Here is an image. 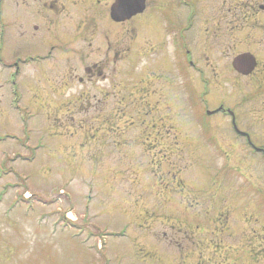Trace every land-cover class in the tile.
<instances>
[{
	"label": "rangeland",
	"instance_id": "1",
	"mask_svg": "<svg viewBox=\"0 0 264 264\" xmlns=\"http://www.w3.org/2000/svg\"><path fill=\"white\" fill-rule=\"evenodd\" d=\"M33 43L17 42L12 51L41 54L55 46ZM71 44L63 48L70 50ZM155 51L145 61H159L154 73L161 79L152 74L151 85L141 91L139 82L151 73L140 71L144 61L128 58L126 67L104 73L105 79L95 73L93 86L70 89L89 93L74 107L34 99L49 61L24 68L17 78L23 96L13 111L8 103L0 109V264H142L135 247L137 241H152L145 234L149 226H159L156 217L202 224L197 197L200 204L205 198L220 200L219 212L230 210L228 225L254 230L243 251L251 255L250 264H264L262 159L233 151V138L225 131L223 151L203 147L199 121L186 119L189 104L198 102H188L193 96L187 88L198 93L202 74L182 77L169 66L168 46ZM153 105L159 118L172 114L173 123L156 122L157 133ZM185 199L194 204L187 211ZM219 212L211 210L206 220H216ZM157 227L152 229L156 234L164 231ZM99 240L102 250L96 247ZM144 261L152 264L150 257Z\"/></svg>",
	"mask_w": 264,
	"mask_h": 264
},
{
	"label": "flooded vegetation",
	"instance_id": "2",
	"mask_svg": "<svg viewBox=\"0 0 264 264\" xmlns=\"http://www.w3.org/2000/svg\"><path fill=\"white\" fill-rule=\"evenodd\" d=\"M120 1L0 0V109L8 103L14 110L11 100L23 96L15 76L33 62L49 61L45 81L39 82L41 93L34 99L74 105L89 99V93L70 89L93 86L95 73H103L105 79L104 73L126 67L128 58L144 61L140 71L155 76L159 61L149 65L145 60L158 53L155 48L168 46L174 73L202 74L198 93L187 88V95L198 102L189 104L192 110L186 119L199 121L203 147L223 151L225 131L233 138V151L260 155L264 163V0H126L129 4H120L117 10ZM134 8L137 12L132 15ZM24 41L55 46L41 54L13 53V46ZM68 41L72 48L65 50ZM93 41H98L96 49ZM151 82L143 78L139 83ZM155 117L152 122L158 113ZM191 201L185 199L184 207L187 211L196 204L202 224L160 216L159 226H149L146 233L152 241L136 240L140 244L134 255L150 257L152 264H250L252 257L243 250H248L254 230L228 225L230 210L220 213V200ZM211 210L219 212V218L208 221ZM156 227L164 231L156 234L152 231Z\"/></svg>",
	"mask_w": 264,
	"mask_h": 264
},
{
	"label": "bare ground",
	"instance_id": "3",
	"mask_svg": "<svg viewBox=\"0 0 264 264\" xmlns=\"http://www.w3.org/2000/svg\"><path fill=\"white\" fill-rule=\"evenodd\" d=\"M70 216H71V214H70ZM70 216H69V217H70Z\"/></svg>",
	"mask_w": 264,
	"mask_h": 264
},
{
	"label": "water",
	"instance_id": "4",
	"mask_svg": "<svg viewBox=\"0 0 264 264\" xmlns=\"http://www.w3.org/2000/svg\"><path fill=\"white\" fill-rule=\"evenodd\" d=\"M124 1V0H123Z\"/></svg>",
	"mask_w": 264,
	"mask_h": 264
}]
</instances>
